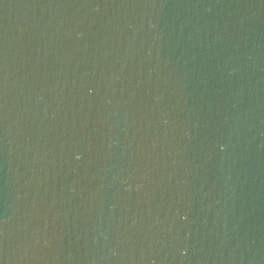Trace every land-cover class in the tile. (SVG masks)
Here are the masks:
<instances>
[{
    "label": "water",
    "instance_id": "obj_1",
    "mask_svg": "<svg viewBox=\"0 0 264 264\" xmlns=\"http://www.w3.org/2000/svg\"><path fill=\"white\" fill-rule=\"evenodd\" d=\"M0 264H264V0H0Z\"/></svg>",
    "mask_w": 264,
    "mask_h": 264
}]
</instances>
